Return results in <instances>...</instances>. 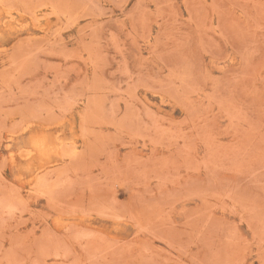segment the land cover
Here are the masks:
<instances>
[{"label":"rangeland","instance_id":"obj_1","mask_svg":"<svg viewBox=\"0 0 264 264\" xmlns=\"http://www.w3.org/2000/svg\"><path fill=\"white\" fill-rule=\"evenodd\" d=\"M0 8V264H264V0Z\"/></svg>","mask_w":264,"mask_h":264},{"label":"bare ground","instance_id":"obj_2","mask_svg":"<svg viewBox=\"0 0 264 264\" xmlns=\"http://www.w3.org/2000/svg\"><path fill=\"white\" fill-rule=\"evenodd\" d=\"M3 10L0 8V22H2V26L3 28L0 29V32L1 33H5V34H8L10 32H16V31H22L25 27H18L16 25H13V24H5L4 21H3ZM1 24V23H0ZM39 142H42V146H44L43 148H46L48 145L46 144V140H44L43 138L39 141L38 139L36 140V142H33L32 145L33 147H35L36 144H39ZM41 150H44V149H41Z\"/></svg>","mask_w":264,"mask_h":264}]
</instances>
